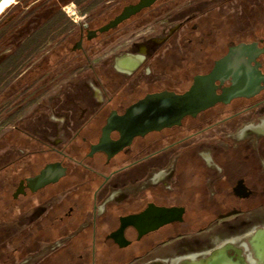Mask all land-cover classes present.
<instances>
[{
    "label": "flooded vegetation",
    "instance_id": "1",
    "mask_svg": "<svg viewBox=\"0 0 264 264\" xmlns=\"http://www.w3.org/2000/svg\"><path fill=\"white\" fill-rule=\"evenodd\" d=\"M38 1L33 2L32 8L39 4ZM143 1L41 0L46 15L51 14L47 21L57 12H66L70 5L80 15L74 21L73 30L63 34L57 45L73 42L72 54L77 58L74 61L77 64L62 65L60 71L66 73L73 69L78 75L71 85L73 90L62 91L63 110L68 113L59 120L52 118L58 123L49 122L48 105L41 104L37 108L39 114L33 115L38 118L36 121L21 120L24 122L16 124L9 136L0 141L4 149L9 148L0 155V177L7 170L9 173L6 181L0 179V264H15L17 260L29 262L31 256L39 254L43 248L52 250L46 258L55 256L61 250L56 241L71 227L70 221L74 226L80 224L81 232L89 229L94 233L103 222L110 230L108 240L122 250L152 247V243L145 246L142 242L151 235L170 230L173 224L142 238L135 229L128 228L123 242H116L111 235L119 231L121 220L140 215L150 207L184 209L186 214V209L176 202L178 186L182 183L176 175L187 166L180 160L192 150L207 148L206 141L210 137L211 140L221 137L243 123H252L243 128L244 132L255 136L252 144L228 147L227 151L217 153L224 157L227 166L234 165L238 170L231 193H225V170L213 162L218 156L216 160L214 156L204 159L197 153L187 163L201 167V175L193 174L192 181L197 178L206 182L202 186V195L207 201L231 197L236 202L264 205V0H201L197 4L189 0L191 17L179 20L168 17L164 23V16L177 10L178 3L188 0H157L109 28L127 9L138 7ZM229 6L233 7L232 15L226 13ZM212 14L223 21L220 34L214 32L215 25L207 21ZM196 15H199L198 19H195ZM173 21H179L177 27L163 32L161 27L165 24L173 26ZM150 26L156 27L154 33L158 37L144 33ZM125 40L136 44L115 60L118 55L108 48L114 42ZM233 51H236L233 57L236 77L223 76L214 84L218 97L235 88L233 98L196 115H187L178 124L134 136L118 152L107 147L106 152L93 153V147L100 144L109 121L125 118L134 106L148 99L186 95L197 78L210 75ZM95 58H100L97 65L92 64ZM54 69L46 67L48 72ZM244 73L248 75V82L239 79ZM87 74L92 79L89 84L82 80L88 79V76L82 78ZM58 108L62 109L61 106ZM218 108L224 111L211 113ZM127 135L116 128L109 137L112 143H128ZM16 143L26 144L30 150L20 151V155L11 158V149L17 147ZM98 155L103 159L99 164L95 162ZM173 157L176 158L175 167L169 180L175 183L168 187L166 172L150 173L165 169L173 162ZM70 164L76 169H71ZM44 173H47V179L41 184L37 179ZM220 180H223L222 184H219ZM146 181H152L153 186L142 190L136 198L123 201L118 209L121 216L113 214L116 210L109 205L110 201L103 203L112 185L118 188L120 183ZM211 181H214L213 192L208 187ZM96 185L97 189L93 190ZM219 185L223 186L221 192L217 188ZM71 186L77 193L74 197L70 194L66 204L65 194ZM100 203H103L102 208H99ZM235 212L239 211L230 213ZM88 220L90 225H86ZM7 223L10 226L4 227ZM129 231L136 237L133 242L126 237Z\"/></svg>",
    "mask_w": 264,
    "mask_h": 264
},
{
    "label": "rangeland",
    "instance_id": "2",
    "mask_svg": "<svg viewBox=\"0 0 264 264\" xmlns=\"http://www.w3.org/2000/svg\"><path fill=\"white\" fill-rule=\"evenodd\" d=\"M35 1L36 0H17V2L7 9L0 17V115L2 116L0 119V141L6 139L7 136H9V132L12 131L16 124L19 125L21 122L28 120L36 121L38 118L34 117L33 115L39 114L37 108H39L41 104L44 106L48 105V113L50 114L48 119L49 122L53 121L52 118H56V120L62 119L64 113H68L67 110H63L65 99L62 95V91L63 93L69 89L72 91L73 89L71 85L75 83L76 76L78 75L73 69L66 73H64V71H60V66H73L77 61L75 55L69 53L67 56L62 58L56 66L54 65L55 69L52 72L47 71L42 77L34 81L27 91H22L11 99L3 100L8 87L16 82V80H18L20 76L25 73V71L28 72L38 64H42L44 58H47V55L51 54L55 47L60 43L61 36L73 30L75 27L74 21H77V19L80 17V15L70 5L66 12L55 13L49 21L45 22L43 25H41V27L30 33V29L26 26L27 22L30 20L31 14L35 12L34 9L37 8L38 5L42 4L41 0H39V4L32 8L34 4L33 2ZM200 1L201 0H193V2L196 4ZM190 2L191 1L188 0L178 3L180 4L178 9L173 11L171 14L164 16L162 18V22L164 23L168 17H176L177 20H179V18L188 19L191 17L192 14H190V6H188ZM232 8L233 7L229 6V8L226 10V13L232 15ZM209 16L207 21L212 22L213 24L211 25H215L214 27L216 28V31L214 32L220 34L222 32L223 21L220 20V17L216 14ZM198 17L199 15H196L195 19H198ZM173 22V26H169L167 24L162 26V31L165 32L166 29H171V27L173 28L179 23V21ZM155 28V26L147 27L144 33L147 35L156 36L154 33L156 30ZM167 33L169 32L167 31ZM215 38L216 37L213 39ZM135 44L136 42L132 40L119 41L114 42L112 47L108 49L113 50L118 55L115 58V60H118L121 58L119 55L126 54L133 46H135ZM103 59H105L104 56ZM209 59L211 60L210 56ZM98 60H100V58L93 59L92 64H99ZM86 76H88V79H82L86 81L84 83H91L92 79L90 74L82 76V78ZM58 106L62 107L61 110H63V112L58 110ZM221 110L222 112L224 111L222 108H218L211 111V113H218ZM23 119L24 121H21ZM56 120L53 122L58 123ZM24 124L25 123H23V125ZM38 124L39 122L34 124V128L38 126ZM250 124L252 123H243L234 131H229L223 136L215 137L212 140L210 137L209 140L206 141L207 148L197 149L198 152L196 150H192V152L184 155L183 159L180 161L182 164L184 163V166L188 165L187 162H190L191 158L197 155V153H201L204 159H211L213 156L215 159L218 156V159H215L216 161L213 160V162L215 165L222 167V169L225 170L227 175L226 179L224 180L226 184V188H224L225 193H231L235 175H239L238 170H236L237 168L234 165L227 166L225 164L224 157H222L221 154L218 155L217 153L227 151L228 147L250 146L255 140V136L249 132L243 131V128ZM16 145L17 147H13L11 149V158H15L20 155V151L24 150L27 152L30 150L29 147H26V144H21L20 146V144L16 143ZM3 146L4 145H0V155H4V153L9 149H4ZM178 155L179 153H177V156ZM175 159L176 158L173 157V162L165 169L151 171L150 175L162 170L163 172H166V179L170 184L168 187L173 186L172 184L175 183V181L173 180L172 182V179L169 180V177L172 172H174ZM102 160L103 159L101 156L98 155L95 159V162H98L99 164ZM119 161L120 160H117V162ZM181 162H179V164ZM24 164L25 163H22V165ZM70 167H72L71 169H76L73 164H70ZM8 174L9 173L7 170L1 175L0 179H7L6 177ZM181 176H183V172H181ZM176 178H179L178 172ZM221 182H223V180H220V183L219 181L216 183L222 184ZM192 183L201 187L206 182L201 179L198 180L197 178H194ZM209 183L211 186L209 185L208 187L210 191L213 192L214 189H211V187L214 184V181ZM121 184L122 183L118 184V188L115 185H112L103 201V203L110 201L111 204L109 205H113L115 208L112 209L114 211L116 210V214L115 212L113 214L118 216H121V212L118 211V209H120L119 205H121L123 201H130L131 199L136 198L142 190L153 186L154 183L152 181H146L145 183L138 182L135 184ZM217 188H219L220 192L223 190V186L219 185ZM95 189H97V185L93 188V190ZM76 193L77 191L73 186L65 194L66 204L68 203L67 200H69V195L71 194V196L73 195L74 197V194ZM103 203L99 204V208L103 207ZM72 205L67 206L72 207ZM235 205L236 206L232 208L239 212L229 213L228 215L219 217L208 228H206L203 233L199 234L197 232L177 237L169 241H163L159 243V245L152 251L145 253L143 257L133 260L131 264H192L188 262L187 258L199 254L203 255L202 252L205 248L213 249L214 255L216 253H221L223 251L218 250V248L222 245V243L231 239H236L237 241L235 244L228 246L231 248L230 251L233 252L232 257L235 258L232 260L236 264H252V261L254 264H264V205L260 206V203L248 201H240ZM250 206H255V208L253 210H248L250 209ZM80 221L82 224L83 221ZM68 223L75 225L72 221ZM90 223L91 221L88 220L86 225H90ZM79 225H76L77 228ZM9 226L10 225L7 223V225L4 227ZM99 226L100 225H98V227ZM89 231L92 230L88 229V232ZM97 231L102 232L104 238L110 235V230L106 227L98 228ZM126 237L132 242L136 239L135 235H133V233L130 231L128 234H126ZM73 243H75V241H73ZM134 252L135 251H133L131 248L126 249V258L133 257L135 254ZM51 253V248H43L39 254L31 256V261L26 262L24 260H17L15 264H36L44 260L46 261L49 259L46 257ZM203 258L205 257L200 256L197 258V260L195 259L197 261L196 264H201L200 260L202 261Z\"/></svg>",
    "mask_w": 264,
    "mask_h": 264
},
{
    "label": "trees",
    "instance_id": "3",
    "mask_svg": "<svg viewBox=\"0 0 264 264\" xmlns=\"http://www.w3.org/2000/svg\"><path fill=\"white\" fill-rule=\"evenodd\" d=\"M46 7L42 4L38 5L37 10L31 14L30 20L27 22V27L32 33L35 29L41 27L51 14L46 15ZM29 33V34H30ZM73 42H65L61 46H57L51 54L46 58L42 64H38L28 72L25 71L22 76L5 92L3 100H8L18 95L22 91H27L30 85L38 78L42 77L47 71L46 67H54L57 63L67 56V54L73 53ZM194 164H188L186 168L180 170L178 177L182 180L178 189L176 202L181 207L186 209V214L182 223H175L170 230L160 232V235H151L142 242L145 246L153 244L152 247L158 243H161L168 239H174L177 237L193 234L208 228L219 217L228 215L232 212L235 204L237 203L231 197L224 199L223 201L210 202L204 199L202 195V186L192 183L193 174L202 173L201 167H196ZM183 172V176H181ZM185 180V181H184ZM233 207V208H232ZM101 224V223H100ZM99 224V225H100ZM103 225V222L102 224ZM77 227L71 228L70 231L64 233V236L70 235L76 231ZM97 245L101 246L98 250L93 248L94 233L92 231L78 234L77 237L71 243H68L63 247L55 256L50 257L45 262L40 264H128L131 259H127L122 250L115 248H107L104 245V240L97 235L95 237ZM73 243V244H72ZM140 244V243H139ZM152 247L136 249L137 255H144L153 250ZM96 255V256H95Z\"/></svg>",
    "mask_w": 264,
    "mask_h": 264
},
{
    "label": "water",
    "instance_id": "4",
    "mask_svg": "<svg viewBox=\"0 0 264 264\" xmlns=\"http://www.w3.org/2000/svg\"><path fill=\"white\" fill-rule=\"evenodd\" d=\"M4 0H0V4ZM157 0H144L141 5L135 8H129L123 16L119 18L112 26L115 27L122 20L138 13L143 8L149 6ZM108 28V29H109ZM237 51V50H236ZM233 51L228 58L216 65L215 70L207 77L197 78L195 85L189 93L184 96H160L151 98L143 103L134 106L125 118H118L109 121L108 126L104 130L103 139L100 144L93 147V153L104 151L106 148H115L116 152L130 143V140L137 135H145L152 131H159L172 124H178L180 120L187 115H196L200 111H204L216 103L226 102L233 98L236 94V89L232 88L227 91L223 97H218L215 93V82L223 76L236 77L233 71V57L236 54ZM238 53V52H237ZM240 81L248 82L246 73L239 75ZM156 99V100H153ZM119 129L125 131L128 143H112L110 141V133ZM65 174V173H64ZM47 173H44L37 179V182L45 184ZM185 214L184 209H158L150 207L144 213L131 216L121 220L119 231L111 236L116 242L124 241V232L128 228H133L138 232L139 238L156 232L157 230L174 224L182 223Z\"/></svg>",
    "mask_w": 264,
    "mask_h": 264
},
{
    "label": "crops",
    "instance_id": "5",
    "mask_svg": "<svg viewBox=\"0 0 264 264\" xmlns=\"http://www.w3.org/2000/svg\"><path fill=\"white\" fill-rule=\"evenodd\" d=\"M71 227L67 230V231H65V233L66 232H68V231H70L71 230V228H73V227H77V226H74V225H70ZM100 226H102V227H104L103 225H100ZM86 232H88V231H80L79 230V227L76 229V231H74V232H72L70 235H68V236H64V234L62 235V236H59L58 237V239H57V241H56V245H59V247L62 249L63 247H65L68 243H71L76 237H77V235L78 234H83V233H85L86 234ZM204 232V230H202V231H199L198 233L199 234H201V233H203ZM92 233H94L93 231H92ZM197 233V232H196ZM97 235H98V237L100 236L101 237V239L102 240H104V245L107 247V248H115V249H119V248H117L116 247V245L113 243V241H111V240H108V236L107 237H103V235H102V232H100V231H97L96 233H94V245H93V248H95V243H96V240H95V237H97ZM112 236V235H111ZM175 239V238H174ZM231 245V243H227V242H224V243H222V245L218 248V250H222L223 252H221V253H216L215 255L213 254V252H214V250L213 249H209V248H205V249H203V255H195V256H192V257H189V258H187V260H188V262L189 263H192V264H196V260H197V258H199L200 256H204L205 258H203V260L201 261L200 260V262H201V264H236L232 259H234L235 257H232V255H233V252H231L230 251V247H228V246H230ZM101 246H99V245H97V243H96V249L98 250L99 248H100ZM102 248V247H101ZM119 250H122V249H119ZM133 251H135L134 253V255H133V257H131L132 258V260H131V262H129L128 264H131L132 263V261L133 260H136V259H138L139 257H143L144 255H137V253H136V249H132ZM123 251V254H124V256L126 257L127 255H126V249L125 250H122ZM194 253H198V252H194ZM235 255V254H234ZM96 256V255H95ZM131 258H127V259H131ZM196 259V260H195Z\"/></svg>",
    "mask_w": 264,
    "mask_h": 264
},
{
    "label": "bare ground",
    "instance_id": "6",
    "mask_svg": "<svg viewBox=\"0 0 264 264\" xmlns=\"http://www.w3.org/2000/svg\"><path fill=\"white\" fill-rule=\"evenodd\" d=\"M17 2V0H4L1 4H0V17L2 16V14L9 9L12 5H14ZM264 126V124H263ZM250 129H256L251 127ZM237 241L236 239H231L229 241H227V243H231V244H235ZM193 258V257H192ZM252 264H254V262L252 261Z\"/></svg>",
    "mask_w": 264,
    "mask_h": 264
}]
</instances>
